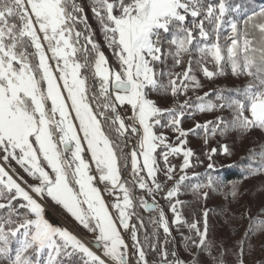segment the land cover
Segmentation results:
<instances>
[{"label": "snow or ice", "instance_id": "6c2138e0", "mask_svg": "<svg viewBox=\"0 0 264 264\" xmlns=\"http://www.w3.org/2000/svg\"><path fill=\"white\" fill-rule=\"evenodd\" d=\"M88 10L114 63L95 40ZM185 56L187 67L173 71ZM194 69L207 79L227 70L246 80L194 102L160 107L154 96H187L202 87ZM189 108L229 111L230 119L196 125L211 135L264 130V7L242 13L233 0H88L86 10L81 0H0V264H106L81 238L46 218L43 201L49 198L95 234L94 247L112 264H129L122 231L131 233L135 264H188L168 250L169 219L155 197L163 187L158 173L172 180L169 156L182 153V174L164 199L171 223H187L175 198L191 179L185 170L192 167L193 153L183 147L187 131L180 128ZM164 128L178 133L177 143L158 131ZM223 152L229 153L227 145ZM254 155L259 166L250 164L249 175L264 172V150ZM12 162L34 182L20 176ZM213 183L209 177L207 184L190 187L198 192ZM138 190L151 202L137 196ZM137 206L154 214L149 217L154 243L147 232L141 241L139 228L129 223ZM188 226L196 238L184 237L186 245L208 249L210 256L206 220L203 231L195 222ZM149 249L159 260L148 259ZM192 264H199L195 257Z\"/></svg>", "mask_w": 264, "mask_h": 264}, {"label": "rangeland", "instance_id": "374dc122", "mask_svg": "<svg viewBox=\"0 0 264 264\" xmlns=\"http://www.w3.org/2000/svg\"><path fill=\"white\" fill-rule=\"evenodd\" d=\"M81 2L86 6L87 10L88 0H81ZM233 3L240 5L243 13L246 10L243 8L250 5L251 0H233ZM88 16V22L95 33V40L100 43L109 61L114 63V57L105 45L99 25L92 18L90 10H88ZM81 27L83 26L81 25ZM187 61L188 56H185L184 64L173 67L172 70L182 72L187 67ZM169 66L171 67V61H169ZM208 67L213 69L211 64ZM194 73L201 82V88L189 90L187 96L172 97L170 94L167 96H154L153 98L158 100L159 106L163 108L175 107L185 99H190L194 102L197 96H202L205 92H214L219 88H235L241 86L246 80V78L237 79L227 70L224 76H217L214 79H207L198 69H194ZM219 116H223L226 119L231 118L228 110L223 112H199L189 108L185 110V114L181 119L180 128L187 131V135L183 137L186 140L183 147L191 149L193 153L190 157L192 167L185 170L191 179L184 182L178 196L175 198L182 202L177 207L183 220L187 221L186 224L177 227L171 223L173 214L169 210L168 201L164 199L168 189L175 184L176 179L182 174L180 169L183 164L182 153L169 156V164L175 166L172 180H168L163 171L157 175V182L161 183L163 187L160 192L156 193L155 198L157 203L164 209L171 228V237L167 247L169 252L175 251L177 256L188 262V264H192L193 257L196 258L199 264H217L218 261H222V264H239L241 249L243 250V264H264V224L261 223L264 221V172L249 175L247 171L242 179L234 180H224L222 177L223 172L235 167L238 161L249 162L253 168L259 166V156L254 155V153L258 154L261 150H264V130L252 129L248 132H243L239 129H230L226 135L222 136L219 133L211 135L205 129L196 127L197 124L203 125L207 121H215ZM158 131L164 132L169 142L177 143V132L169 128L158 129ZM224 145H227L229 149L228 154L223 152ZM213 148L217 149L216 153L211 152ZM0 156H2V153H0ZM210 156L211 159L209 158ZM158 161L160 168L164 169L165 165L159 157ZM209 163L214 165L211 170L207 167ZM12 167L29 183L34 182L15 162H12ZM243 168L249 170V166H244ZM130 171L131 169L129 168ZM129 172H124L123 177L128 178ZM193 173L200 175L193 177ZM209 177L213 178L214 181L211 188L205 187L198 192L191 190L190 186L192 184H207ZM233 184L237 185L235 196L232 195ZM98 186L103 190V184H98ZM204 192L208 193L206 198L203 196ZM103 194L106 202H112L113 197L106 192ZM136 195H144L151 202V198L147 197V194L142 191L138 190ZM43 204L46 218L53 225L67 228L81 238L93 251H96L98 255H101L106 260V264H112L109 258L103 257L102 249L98 250L94 247V233L84 229L70 214L50 198L44 200ZM134 211L136 215L132 216L129 223L137 225L139 228L138 236L141 241H143L144 234L147 232L150 242L154 243L156 240V237L152 236L154 225L149 219L150 215L154 214H150L139 206ZM205 212H207V217L204 215ZM139 218H143V228L139 226ZM205 220L208 227L207 239L211 245L210 256L208 255V249L200 251L192 247L190 243L186 245L184 240V237L196 238L195 231L190 230L188 225L195 222L197 227L203 231ZM250 225H253L251 232H249ZM122 235L129 245V260L133 259L135 262V257L131 254V233L122 231ZM161 237L164 240L163 230L159 229V240ZM163 240L160 241L161 244ZM148 251V259L150 261L159 260L157 255L151 259L152 252L150 249Z\"/></svg>", "mask_w": 264, "mask_h": 264}, {"label": "trees", "instance_id": "16d2710c", "mask_svg": "<svg viewBox=\"0 0 264 264\" xmlns=\"http://www.w3.org/2000/svg\"><path fill=\"white\" fill-rule=\"evenodd\" d=\"M250 1V0H248ZM244 7V6H243ZM264 7V0H251L250 5L245 6L243 9L251 10V9H259ZM249 162H240L238 161L237 165L235 167H231L227 169V171L223 172V179L224 180H234V179H242L245 174L247 173L248 169L243 168L244 166H249ZM163 240V237L160 238V241ZM153 257H156V254L152 252L151 259Z\"/></svg>", "mask_w": 264, "mask_h": 264}, {"label": "built area", "instance_id": "2783aa9c", "mask_svg": "<svg viewBox=\"0 0 264 264\" xmlns=\"http://www.w3.org/2000/svg\"><path fill=\"white\" fill-rule=\"evenodd\" d=\"M123 114H124V111L122 110V115H123ZM131 147H132V143L129 144V146H128V151L131 150ZM129 264H135L134 260H133V259H130V260H129Z\"/></svg>", "mask_w": 264, "mask_h": 264}]
</instances>
